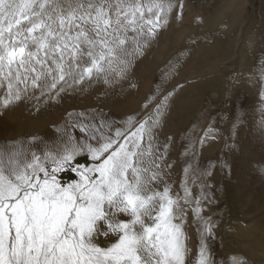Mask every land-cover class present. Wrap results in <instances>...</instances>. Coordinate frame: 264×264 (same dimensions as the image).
I'll return each mask as SVG.
<instances>
[{
  "label": "snow or ice",
  "instance_id": "obj_1",
  "mask_svg": "<svg viewBox=\"0 0 264 264\" xmlns=\"http://www.w3.org/2000/svg\"><path fill=\"white\" fill-rule=\"evenodd\" d=\"M172 6V0H0V85L6 82L7 92L0 106L21 100L29 86L43 94L60 82L124 76L141 39L156 36ZM163 108L157 101L134 130L133 117L124 128L82 121L83 138L66 134L56 154L28 159L20 150H0V264H185L180 202H192L195 170L190 176L192 166L184 169V195L174 196L163 178L162 165L172 167L168 145L155 155ZM85 153L92 166L72 167L78 181L62 184L57 174ZM195 205L198 227L211 236L200 198ZM101 236L115 241L102 247ZM197 264H214L203 241Z\"/></svg>",
  "mask_w": 264,
  "mask_h": 264
},
{
  "label": "rangeland",
  "instance_id": "obj_2",
  "mask_svg": "<svg viewBox=\"0 0 264 264\" xmlns=\"http://www.w3.org/2000/svg\"><path fill=\"white\" fill-rule=\"evenodd\" d=\"M172 5L157 35L141 39L124 76L60 82L43 94L29 86L17 105L0 106V150H20L28 159L32 153L56 154L66 134L83 138L82 121L124 128L133 117L134 130L159 101L164 108L154 129L155 155L164 154L168 145L165 159L172 167L162 165L163 178L174 196L184 195V169L192 166L190 176L195 170V183L189 184L192 202H180L185 264H197L202 241L214 264H264V191L259 175L256 181L250 178L252 169L264 174L256 155L262 151L245 144L252 136L251 123L264 117V0H172ZM6 93L4 82L0 103ZM142 143L147 146L146 140ZM92 163L90 155L81 154L57 177L62 184L76 182L72 167ZM197 198L200 216L211 220V236L198 227ZM99 239L102 247L115 241L114 236Z\"/></svg>",
  "mask_w": 264,
  "mask_h": 264
},
{
  "label": "bare ground",
  "instance_id": "obj_3",
  "mask_svg": "<svg viewBox=\"0 0 264 264\" xmlns=\"http://www.w3.org/2000/svg\"><path fill=\"white\" fill-rule=\"evenodd\" d=\"M157 35V34H156ZM150 44V43H149ZM150 47V46H149ZM161 47V46H160ZM247 53V52H246ZM143 55V54H142ZM139 57V56H138ZM162 57V56H161ZM250 58V57H249ZM145 59V58H144ZM215 62V61H214ZM153 64V63H152ZM245 70V69H244ZM243 78V77H242ZM71 82V81H70ZM245 83V82H244ZM246 85V84H245ZM244 85V86H245ZM251 85V84H250ZM28 93V92H27ZM32 93H33V91H32ZM7 94V93H6ZM23 96V95H22ZM26 96H28L27 94H26ZM24 98V97H23ZM259 101H260V104H262V102H261V99H259ZM259 101H257V103L259 102ZM1 102V101H0ZM17 103V102H16ZM16 103H13L14 105H17ZM21 105V104H20ZM263 105V104H262ZM261 105V106H262ZM260 106V107H261ZM12 107V106H11ZM14 107V106H13ZM249 107V106H248ZM251 107V106H250ZM4 108V107H3ZM21 108V107H20ZM5 109H7V108H5ZM16 110V109H15ZM20 110V109H19ZM8 111H9V109H8ZM249 111H251V109L249 110ZM254 111V110H253ZM6 112H7V110H6ZM8 113V112H7ZM48 113H49V111H48ZM48 113H46V114H48ZM254 113V112H253ZM20 114V113H19ZM51 114V113H50ZM13 117V116H12ZM48 117V116H47ZM54 117V116H53ZM48 119V118H47ZM49 119H51V118H49ZM246 119H248V118H246ZM2 121V120H1ZM5 122V121H4ZM0 123H2V122H0ZM4 124V123H3ZM2 124H0V126H1ZM8 125V124H7ZM6 127V126H5ZM9 128V127H8ZM3 129V128H2ZM251 131H252V136L250 137V140H248L247 141V139H249V138H247L246 139V142H245V144L247 145V147L249 148H253V150L255 151V150H257V151H259V150H261L262 151V153L259 155V154H256L257 155V160H259V166L261 167V170L260 171H263L264 172V150H263V146H264V117H263V119L262 120H258V119H256V120H254L252 123H251ZM1 133V132H0ZM263 136V137H262ZM261 146H262V148H261ZM256 159V158H255ZM256 161V160H255ZM258 164V163H257ZM255 165V166H258V165ZM250 172V171H249ZM258 172V171H257ZM255 170L253 171V169L251 170V172H250V178L251 179H254L255 181H256V179H257V177H258V175H259V177H261V180H262V182L260 183V189L262 190V192L264 191V174L263 173H257ZM249 174V173H248ZM263 174V175H262ZM249 177V176H248ZM246 179V178H245ZM254 180H251V181H254ZM244 182H246V181H244ZM248 183V182H247ZM243 185V184H242ZM245 185V184H244ZM257 188V187H256ZM247 191V190H246ZM250 191V190H249ZM249 191H247V192H249ZM251 193V192H250ZM249 193V194H250ZM243 195V194H242ZM253 195V194H252ZM260 195V194H259ZM252 198V197H251ZM249 199V198H248ZM258 199V198H257ZM261 199V197L258 199V200H260ZM261 202H262V200H260ZM264 249V248H263Z\"/></svg>",
  "mask_w": 264,
  "mask_h": 264
}]
</instances>
